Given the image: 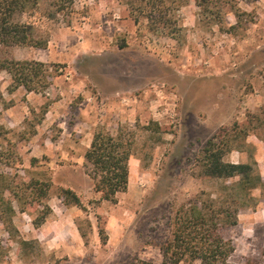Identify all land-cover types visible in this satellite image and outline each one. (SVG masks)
I'll list each match as a JSON object with an SVG mask.
<instances>
[{"label": "rangeland", "instance_id": "374dc122", "mask_svg": "<svg viewBox=\"0 0 264 264\" xmlns=\"http://www.w3.org/2000/svg\"><path fill=\"white\" fill-rule=\"evenodd\" d=\"M222 5L230 11L214 23ZM143 6L75 0L57 13L41 0L20 19L47 45L0 47L1 57L43 62L51 74L48 87L27 91L12 89L0 71V176L11 187L31 178L49 184L40 202L17 188L24 209L12 199L16 231L0 222L3 264H163L158 245L176 208L202 191L228 202L234 193L223 186L232 181L201 177L197 166L223 127L234 143L224 159L252 164L261 179L234 202L229 261L264 264V0H222L212 15L195 0H163L168 22L156 27ZM97 130L132 139L127 189L114 203L98 200L84 166ZM61 187L80 195L83 207L64 205Z\"/></svg>", "mask_w": 264, "mask_h": 264}, {"label": "trees", "instance_id": "16d2710c", "mask_svg": "<svg viewBox=\"0 0 264 264\" xmlns=\"http://www.w3.org/2000/svg\"><path fill=\"white\" fill-rule=\"evenodd\" d=\"M41 0H0V47L32 46L44 48L47 40L38 37L34 33L33 25L20 19V16L28 10L38 6ZM143 2L146 18L155 27L164 26L167 22V9L162 6L163 0H138ZM222 0H195L202 12L214 13L212 7L221 4ZM231 1V0H229ZM75 0H51V5L57 13H65L72 10ZM223 8V11L222 9ZM215 11L214 23L220 21V12L230 11L222 5ZM220 13V14H219ZM0 71L7 72L11 77V87H23L27 91L43 90L49 85L46 64L35 60H18L3 58L0 56ZM238 123L231 129H236ZM230 128H220L213 138L208 139L197 157L199 176L220 181L230 180V184L223 185L226 189H232L234 193L227 200L220 197L206 196L201 192L182 202L175 210L171 219L169 236L159 243L158 247L162 255L163 264H189L199 260L200 264H234L229 261L234 247L231 239L226 236V230L237 223L239 205L234 202L248 197L249 191L260 182V176L254 172L250 163L230 162L224 159L227 150L232 149L234 143L227 136ZM132 139L118 132L97 130L93 133L89 146L84 152V166L86 173L92 181V189L99 194L98 200L116 202V195L127 189L129 167L128 162L132 154ZM35 160L31 159V162ZM234 178H237L234 180ZM22 192L29 190L31 200L40 202L41 198L48 196L49 184L37 178L29 181H21L15 187L6 183L4 175L0 176V222L10 233L16 231L12 216L15 209L12 199H15L21 208ZM9 193V197L5 194ZM206 196V197H205ZM57 197L64 205H74L82 208L83 204L78 195L69 187H61ZM204 198V199H203ZM242 202V201H241ZM46 215L41 214L34 223H43ZM97 218H99L97 216ZM98 219V235L102 244L107 242L105 228L100 225ZM84 238L85 233L80 232ZM28 241L20 239L19 243L28 244ZM6 249L0 239V264L5 259ZM129 264H154L150 261L135 259ZM243 264H256L252 259H247Z\"/></svg>", "mask_w": 264, "mask_h": 264}]
</instances>
